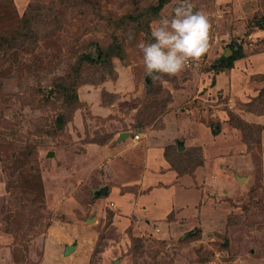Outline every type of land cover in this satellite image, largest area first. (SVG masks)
I'll return each instance as SVG.
<instances>
[{
	"label": "rangeland",
	"instance_id": "obj_1",
	"mask_svg": "<svg viewBox=\"0 0 264 264\" xmlns=\"http://www.w3.org/2000/svg\"><path fill=\"white\" fill-rule=\"evenodd\" d=\"M13 1L0 0V264H264V0H187L210 50L149 81L137 44L185 0L156 15L159 0ZM232 49L243 57L223 68ZM125 131L139 141L116 143Z\"/></svg>",
	"mask_w": 264,
	"mask_h": 264
},
{
	"label": "clouds",
	"instance_id": "obj_2",
	"mask_svg": "<svg viewBox=\"0 0 264 264\" xmlns=\"http://www.w3.org/2000/svg\"><path fill=\"white\" fill-rule=\"evenodd\" d=\"M193 8V4L185 0L174 8L173 16H163L153 22L154 42L137 44L145 73L152 79H162L164 75L178 77L190 62H199L209 52L211 24L204 13L193 11ZM127 39H134L131 30Z\"/></svg>",
	"mask_w": 264,
	"mask_h": 264
},
{
	"label": "crops",
	"instance_id": "obj_3",
	"mask_svg": "<svg viewBox=\"0 0 264 264\" xmlns=\"http://www.w3.org/2000/svg\"><path fill=\"white\" fill-rule=\"evenodd\" d=\"M262 28V27H261ZM257 68H261V69H263L264 68V63L263 62H260L259 64H258V66H257ZM261 92V91H260ZM260 95V94H259ZM258 95V96H259ZM121 134V133H120ZM118 138H119V136H118ZM132 139L134 142H138L139 140H134V137L133 136H129L128 138H126V139H124V140H122V141H119V140H117V142L116 143H123L125 140H127V139ZM148 143H151V142H148ZM181 145L185 148V146H184V144H180L179 145V148L181 147ZM184 148L182 149V150H184ZM146 151L144 152H141L142 150L139 148V150H138V148L136 149V152L137 151H139L138 153H140V156L142 155V159H143V161L142 162H144V161H146L147 160V162L149 163V166H152L153 167V170L154 171H156L157 173L154 175V176H151V178L152 179H154V181H158V180H160V176H159V174H158V172H159V170L160 169H158V168H155V167H158V164H160V165H163L164 164V162H157L158 160H159V158H161V154H159L160 153V150L158 149V148H150V147H146V149H145ZM180 150V149H179ZM181 151V150H180ZM125 153H126V155H129L131 152L130 151H126V149H125ZM143 153H145V154H143ZM133 156H136L137 157V153H135V152H133ZM132 156V157H133ZM162 159V158H161ZM151 164V165H150ZM164 166V165H163ZM162 168V167H161ZM161 171V170H160ZM165 174H166V176H167V178H166V181H168V180H171V183H173L174 181H176L177 180V177H176V175H175V173L174 172H168V171H165L164 172ZM174 175V176H173ZM151 181V180H150ZM141 183H144L143 181L141 182L140 181V184ZM174 186V185H173ZM175 187V186H174ZM173 187V188H174ZM104 189H106V191H105V193H103V190ZM176 189H178V186L176 187V188H174V191H176ZM107 191H108V188L105 186V187H103V188H101V190H99L98 192H100V194L102 195V194H107ZM177 192H179V190L177 191ZM107 196V195H106ZM165 196H166V199H167V197H169L168 196V193H166L165 194ZM143 199H145L144 201H147V199L146 198H143ZM149 199H151V196H149L148 197V200ZM161 199H164V197H162ZM167 201H168V199H167ZM165 205L167 206V205H169L168 203L166 204L165 203ZM153 216V215H152ZM154 217V216H153ZM88 220V219H87ZM89 220H92V222H93V219H89Z\"/></svg>",
	"mask_w": 264,
	"mask_h": 264
},
{
	"label": "trees",
	"instance_id": "obj_4",
	"mask_svg": "<svg viewBox=\"0 0 264 264\" xmlns=\"http://www.w3.org/2000/svg\"><path fill=\"white\" fill-rule=\"evenodd\" d=\"M10 1H12V2L14 3L13 0H10ZM170 1H171V0H159L158 3H157L156 5L153 6V13H152V14H154V15L158 14V13L161 11V9H162L167 3H169ZM27 15H28V14H25V17H27ZM231 48H232V47H231ZM232 52H233V53H232L230 56H226V55L223 56V58H222V60H221V62L224 63V66H222L223 68L226 67V66H227V67H230V68H233V64H234V62H235L236 60H238V59H240V58L243 57L242 52H237V51H235V50H233V49H232ZM104 55H106V54H101V56L98 57L97 59H98V60L102 59ZM107 56H108V55H107ZM58 88L60 89V90H58L59 93H60L61 91H65V92H68V91H69V87H68V85H65V86L58 85ZM61 89H62V90H61ZM73 93H74L73 95L70 93V96H67V97H69L71 100H72V98H74V99L76 100V96H74V95H75V91H74ZM260 93H261V94L259 95V97L262 95L263 90H262Z\"/></svg>",
	"mask_w": 264,
	"mask_h": 264
},
{
	"label": "water",
	"instance_id": "obj_5",
	"mask_svg": "<svg viewBox=\"0 0 264 264\" xmlns=\"http://www.w3.org/2000/svg\"><path fill=\"white\" fill-rule=\"evenodd\" d=\"M229 52H232V51H230L229 50ZM229 52L227 53V56H229ZM149 79H150V76H148L147 77V81H149ZM131 135V132L130 131H125V132H122L120 135H119V138H118V140L119 141H122V140H124V139H126V138H128L129 136ZM184 147L181 145V147L179 148L180 150H182ZM55 154L53 153V152H50L49 154H48V156L50 157V156H54ZM240 180H243V177H241V178H239ZM105 191H106V189H104L103 190V193H105ZM88 222H92V220H89L88 219ZM76 247H77V245L76 244H73V245H71V246H66L65 247V254L66 255H68V254H70V252H72V251H74L75 249H76Z\"/></svg>",
	"mask_w": 264,
	"mask_h": 264
},
{
	"label": "built area",
	"instance_id": "obj_6",
	"mask_svg": "<svg viewBox=\"0 0 264 264\" xmlns=\"http://www.w3.org/2000/svg\"><path fill=\"white\" fill-rule=\"evenodd\" d=\"M138 139H140L139 135L134 136V140H138Z\"/></svg>",
	"mask_w": 264,
	"mask_h": 264
}]
</instances>
